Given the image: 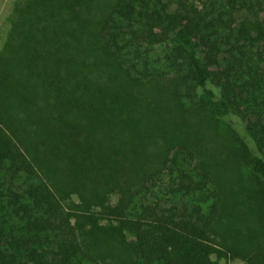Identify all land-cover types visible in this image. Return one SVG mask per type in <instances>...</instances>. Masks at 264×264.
<instances>
[{
  "label": "trees",
  "instance_id": "trees-1",
  "mask_svg": "<svg viewBox=\"0 0 264 264\" xmlns=\"http://www.w3.org/2000/svg\"><path fill=\"white\" fill-rule=\"evenodd\" d=\"M0 48V264H264V0H14Z\"/></svg>",
  "mask_w": 264,
  "mask_h": 264
},
{
  "label": "rangeland",
  "instance_id": "rangeland-1",
  "mask_svg": "<svg viewBox=\"0 0 264 264\" xmlns=\"http://www.w3.org/2000/svg\"><path fill=\"white\" fill-rule=\"evenodd\" d=\"M14 0H0V48L2 45V40L8 29V23L6 22V15L12 5ZM221 264H245V262L240 260H233L231 257H225L221 259Z\"/></svg>",
  "mask_w": 264,
  "mask_h": 264
}]
</instances>
